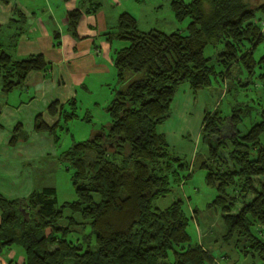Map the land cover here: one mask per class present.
Here are the masks:
<instances>
[{
    "label": "trees",
    "instance_id": "trees-1",
    "mask_svg": "<svg viewBox=\"0 0 264 264\" xmlns=\"http://www.w3.org/2000/svg\"><path fill=\"white\" fill-rule=\"evenodd\" d=\"M0 1L8 4L9 0ZM86 1V6L65 12L66 31L72 37L77 36L80 17L98 8L94 0ZM169 7L175 20L187 18L184 31H141L134 17L121 11L114 26L101 33L109 45L115 83L104 105L105 128L61 152L72 169L75 199L57 205L55 189L49 186L31 190L24 197L8 198L0 193V254L17 245L23 256L19 264L210 261L207 250L189 239L188 216L180 199L164 208L152 206L153 199L169 191L168 177L178 181L179 170L186 167L171 152L157 126L167 118L181 83L195 93L215 75L227 76L232 64L238 63L249 74L253 67L259 69L264 82V49L253 56L256 46L264 43L259 25L264 0L254 5L249 0H171ZM11 11L13 17L0 25V31L14 26L10 35H0L1 94L22 85L29 72H45L49 67L42 53L20 58L9 53L25 30L24 15L15 8ZM51 35L57 46L58 32L53 30ZM217 44L221 47L215 55L220 71L203 54L205 46ZM127 73L132 77L128 79ZM76 108L74 96L61 103L53 100L46 112L55 120L46 122L37 113L33 129L56 141L60 123L78 118ZM237 110L241 112L233 110L227 133L218 111L203 113L199 134L207 152L197 167L205 170L204 182L214 189L207 205L220 211L223 240L240 246L250 256L247 264H264V145L259 140L264 136V110L243 133L234 129L240 118ZM247 110L246 106L244 112ZM19 132L20 126L14 125L9 145L18 141ZM64 209L68 215H63ZM85 228L87 233L71 238Z\"/></svg>",
    "mask_w": 264,
    "mask_h": 264
},
{
    "label": "rangeland",
    "instance_id": "rangeland-1",
    "mask_svg": "<svg viewBox=\"0 0 264 264\" xmlns=\"http://www.w3.org/2000/svg\"><path fill=\"white\" fill-rule=\"evenodd\" d=\"M24 5H34L33 9L38 15L43 0H19ZM101 10L105 15L112 16L121 11H127L136 20L137 28L141 31L156 29L164 33L175 30L184 31L187 18L177 21L173 18L169 3L171 0H100ZM187 1V0H184ZM252 5L263 0H249ZM55 7V8H54ZM51 11L57 12L56 28L63 29L60 17L61 5L56 6ZM38 8V10H37ZM44 22L49 25L45 15H42ZM262 19V16H261ZM13 24L2 28L0 35L5 37L13 31ZM27 28V27H26ZM121 44L117 43V46ZM264 49V43H259L254 49L253 56L257 57ZM221 50L220 44L215 46L207 45L203 49V54L210 57V63L214 65L215 71L222 70L219 63L216 62V53ZM14 49L9 48V53L15 58ZM260 70L253 67L249 74L243 68L241 63L232 64L229 74L220 77L219 74L211 78V83L192 93L187 83H181L177 86L169 106L167 118L157 126V131L164 134L166 142L171 152L181 157L186 167L179 170L178 181H172L169 176V191L163 196L152 200V206L164 208L172 201L180 199L182 209L188 216L186 232L191 242H197L210 254V261L205 264H247L250 256L244 255L239 247L233 244V241H224L222 238L223 225L220 219V211L217 207L207 205L215 192L214 189L204 182L205 170L198 168V162L206 157L207 146L200 138V122L205 111H218L222 119V126L225 132L231 128L229 120L233 110L239 108L240 118L235 124L234 129L243 133L252 123L259 120V113L264 110V82L259 77ZM138 74H134L137 77ZM132 77L127 73V78ZM223 78V80H222ZM105 80H94V84L88 90L77 89L75 98L77 100L76 113L77 119H72L62 124L61 128L56 129L58 139L52 140V136L44 131L33 129L32 121L28 118L22 119L20 126V135L14 145H9L7 140L11 135L15 122L4 126V133H1L6 142L0 143V193L6 196H12L6 190L9 188L10 178H22L28 176L32 184L31 188H40L44 186L55 189L56 204L75 199L74 186L70 179L72 169L69 163L63 158L61 152L67 149L73 142L81 141L92 137V135L101 128H105L108 123L107 114L104 111V105L111 98L110 87L115 83V79L106 78ZM129 79V78H128ZM3 94L0 93V102ZM11 104H16L17 100L10 97ZM248 110L244 112L245 107ZM86 115L90 117L86 120ZM35 116V115H34ZM0 122L4 125L9 124L5 117H0ZM34 122V121H33ZM49 136V142L40 144L36 138L38 133ZM224 132V133H225ZM233 132V131H232ZM21 134L23 136H21ZM230 134V131L227 135ZM2 140V138H1ZM260 143L264 145V136H260ZM30 144L32 152L21 153L19 148ZM4 153V154H3ZM17 155V156H16ZM2 167V168H1ZM8 170H11L9 172ZM9 172V174L7 173ZM21 195L17 197H24ZM14 198V197H12ZM67 209H64L63 215H68ZM80 219L78 214L74 215ZM65 220H61L64 224ZM77 229V228H75ZM87 233V228L75 235ZM12 250L16 254H22L20 246L12 245L2 252L5 254ZM1 254V255H2Z\"/></svg>",
    "mask_w": 264,
    "mask_h": 264
},
{
    "label": "crops",
    "instance_id": "crops-1",
    "mask_svg": "<svg viewBox=\"0 0 264 264\" xmlns=\"http://www.w3.org/2000/svg\"><path fill=\"white\" fill-rule=\"evenodd\" d=\"M42 2L40 8L42 13L38 15L32 7L34 3L27 6L19 0H9L8 4L0 1V25L5 24L9 18L13 17L12 8L17 9L25 17L23 36L17 40L14 46L15 58L30 53H42L45 61L49 64L45 72H29L22 85L13 88L7 94H3L0 102V117H5L9 124L4 125L0 122L1 144L6 142V138L3 139L1 136V133L5 132L2 127L12 126L14 122L15 125L21 126V120L26 117L33 124L34 115L37 113L44 121L53 122L55 116L46 112V106L49 102L56 100L61 103L70 97H75L77 89L88 90L91 88L94 80L97 82L105 80V82L100 83L104 84L107 81L106 78H112L110 49L101 33L114 26L117 15L113 14L111 17L105 15L100 8L101 1L94 0L98 3V8L93 13L83 14L80 17L76 25L77 36L72 37L66 31L65 12L74 7L86 6L88 2L86 0H43ZM54 5L57 9L61 5L63 15L60 19L63 29L56 28L57 12L51 11ZM42 15H45L49 25L44 22ZM53 30L58 32L59 43L57 46L52 44L51 34ZM10 97L11 99L15 98L17 103L11 104L9 102ZM37 137L36 140L40 144L49 142L50 138L43 136L42 132H39ZM19 150L23 154L26 152L33 153L30 144L20 147ZM8 171L11 172V170ZM30 179L25 175L18 179L10 178L8 181L10 186L6 191L12 196L6 197L27 195L31 190H34L35 188H31ZM1 254L0 264H19L23 259L22 254H16L12 250Z\"/></svg>",
    "mask_w": 264,
    "mask_h": 264
},
{
    "label": "built area",
    "instance_id": "built-area-1",
    "mask_svg": "<svg viewBox=\"0 0 264 264\" xmlns=\"http://www.w3.org/2000/svg\"><path fill=\"white\" fill-rule=\"evenodd\" d=\"M259 25H260L261 32L264 33V16L262 17V19H260Z\"/></svg>",
    "mask_w": 264,
    "mask_h": 264
}]
</instances>
